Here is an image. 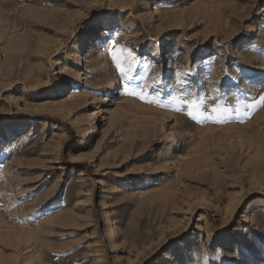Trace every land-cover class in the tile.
<instances>
[{"label": "rangeland", "instance_id": "rangeland-1", "mask_svg": "<svg viewBox=\"0 0 264 264\" xmlns=\"http://www.w3.org/2000/svg\"><path fill=\"white\" fill-rule=\"evenodd\" d=\"M262 97L264 0H0V264H264Z\"/></svg>", "mask_w": 264, "mask_h": 264}, {"label": "snow or ice", "instance_id": "snow-or-ice-1", "mask_svg": "<svg viewBox=\"0 0 264 264\" xmlns=\"http://www.w3.org/2000/svg\"><path fill=\"white\" fill-rule=\"evenodd\" d=\"M130 54L131 53H129V55ZM112 59L116 63L123 79L125 81H132L133 80L132 72L134 70L135 58L133 57V61L128 64L127 68L122 66L121 60L119 59V57L116 55L115 52L112 53ZM131 95H138V93L132 92ZM140 99H144V96L140 95ZM174 99L176 100L177 103L187 106V109H188L187 115L189 117H192L195 119L197 114L201 116L205 115L203 112H200V108L204 103L203 98H200L199 100L197 99L187 100L183 98H174ZM261 99L264 100V97H262ZM212 111L217 113L218 119H227L229 116H231V113H232V109L229 107L217 106V107H214Z\"/></svg>", "mask_w": 264, "mask_h": 264}, {"label": "bare ground", "instance_id": "bare-ground-1", "mask_svg": "<svg viewBox=\"0 0 264 264\" xmlns=\"http://www.w3.org/2000/svg\"><path fill=\"white\" fill-rule=\"evenodd\" d=\"M78 85H81L80 81L78 82Z\"/></svg>", "mask_w": 264, "mask_h": 264}]
</instances>
